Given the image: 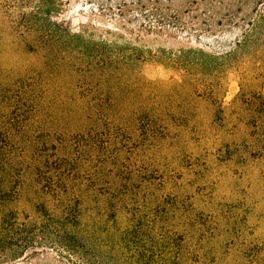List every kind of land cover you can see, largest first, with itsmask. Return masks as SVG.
I'll use <instances>...</instances> for the list:
<instances>
[{"label":"rangeland","instance_id":"obj_1","mask_svg":"<svg viewBox=\"0 0 264 264\" xmlns=\"http://www.w3.org/2000/svg\"><path fill=\"white\" fill-rule=\"evenodd\" d=\"M46 2L52 23L65 21L75 32L94 28L95 37L116 31L119 35L110 34V39L143 51L148 58L138 72L168 85L156 92L157 100L175 105L179 116L156 128L154 135L133 141L132 147L142 148L132 159L137 175L133 183L140 194L124 203L127 210H116L118 192L115 197L102 195L109 179L94 183L92 164L77 154L73 175L80 179L68 189L80 190V225L64 232L66 227L46 220L37 235L43 246L13 259L8 244H2L0 264H158L176 259L178 264H264V158L255 154L253 132L247 129L254 123L248 101L264 92V47L248 46L222 68L193 69L187 76L151 58L161 50L230 52L243 40L244 14L263 1L0 0V191H9L8 202L10 133L21 138L17 149L32 146L50 153L60 147L56 130L71 138L75 153L89 140L79 138L77 129L68 134L44 117L32 120L45 57L56 53L46 49L49 38L40 31L50 20L39 10ZM51 135L54 141L46 144ZM31 138L38 148L28 144ZM82 182L101 186L86 191ZM34 198L25 189L12 205L22 223L34 216ZM128 210L141 214L137 234ZM30 230L24 227L18 239ZM54 237L65 242L51 244Z\"/></svg>","mask_w":264,"mask_h":264},{"label":"trees","instance_id":"obj_2","mask_svg":"<svg viewBox=\"0 0 264 264\" xmlns=\"http://www.w3.org/2000/svg\"><path fill=\"white\" fill-rule=\"evenodd\" d=\"M261 1L263 3L244 14L243 40L237 42L230 52L219 55L207 54L201 49L161 50L151 58L166 69L187 76L193 69L209 72L222 68L236 53L248 46L264 47V0ZM39 10L50 18L39 29L49 38L44 46L56 53H49L45 57V69L41 74L43 86L32 101V120L44 117L45 122L57 124V128L66 129L68 134L77 129L79 138L89 140L75 153L71 138L56 130L54 134H60L56 148L60 146L59 149L64 152L55 149L50 153L48 149L37 150L32 146L17 149L21 138L10 133V202L6 198L9 191H0V246L3 248L5 246L2 244L7 243L6 249H10L9 254L13 259L20 258L23 251L43 246L37 235L46 220L66 227L64 232L68 231L69 226L80 225L82 210L76 196L80 190L68 189L70 183L80 179L79 175V178L73 175L75 163H79L76 161L77 154L81 161L92 164L94 183L105 176L109 179L108 183L102 185L105 188L102 195L115 197L114 194L118 192L116 210H127L124 203L133 201L140 194L133 183L137 175L132 159L136 156L135 150L141 147H132L133 141L141 136L154 135L156 128L162 125L167 127L169 121L179 116L175 105L157 100L156 92L168 88V85L149 81L138 72L137 67L148 58L143 51L130 42L119 43L117 39H110L111 35H119L116 31L107 32L110 37H95L92 33L94 28L75 32L65 21L52 23V9L47 2ZM121 12L124 13L123 10ZM243 88L238 102L242 101ZM248 102L251 120H254L247 127L253 132L252 147L259 158H264V92L254 94ZM61 122L64 124H58ZM55 135L46 137L44 142L52 143ZM27 140L28 144L34 143L38 148L33 138ZM81 184L86 191L101 186ZM25 189H29L36 202L34 216L22 223L12 205ZM138 212L128 210L134 219L131 221L133 234L141 231L143 225ZM24 227L33 230L18 239ZM64 240L54 237L51 244ZM16 249L20 250L19 253ZM177 261H159L158 264H178Z\"/></svg>","mask_w":264,"mask_h":264}]
</instances>
